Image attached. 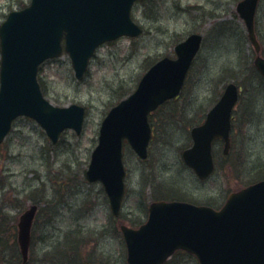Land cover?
I'll return each instance as SVG.
<instances>
[{"label": "rangeland", "instance_id": "obj_1", "mask_svg": "<svg viewBox=\"0 0 264 264\" xmlns=\"http://www.w3.org/2000/svg\"><path fill=\"white\" fill-rule=\"evenodd\" d=\"M240 1L143 0L131 12L141 35L102 45L81 82L67 55L40 67L44 97L57 107H84L86 119L80 135L67 130L56 145L33 120L14 122L0 147V264H20L17 223L30 205L38 213L28 264H126L120 227L144 223L152 200L182 196L219 209L232 192L264 179V81L253 66L256 53L236 13ZM261 2L255 33L264 57ZM29 3L0 0V24ZM193 33L202 37L201 48L180 96L150 116L154 137L147 160L140 161L124 146L126 193L120 216L114 218L101 184H89L84 176L100 123L152 64L174 58V47ZM228 83L240 89L231 146L227 156L222 145L214 146L216 168L202 182L184 166L181 152L191 146L190 129L203 122ZM167 264L198 262L180 252Z\"/></svg>", "mask_w": 264, "mask_h": 264}, {"label": "water", "instance_id": "obj_2", "mask_svg": "<svg viewBox=\"0 0 264 264\" xmlns=\"http://www.w3.org/2000/svg\"><path fill=\"white\" fill-rule=\"evenodd\" d=\"M135 1L31 0L29 7L7 16L0 26V142L19 116L35 120L53 143L65 129L81 132L84 108H58L46 101L36 79L38 66L64 49L75 78L81 80L99 45L140 34L130 18ZM257 2H240L237 12L258 52L253 30ZM200 43L201 36L192 34L178 44L176 59L163 58L152 66L133 94L112 108L101 123L85 176L88 182L102 183L114 215L124 194L123 141L138 157L146 158L151 136L148 115L180 93ZM255 66L264 77V59L257 57ZM237 99V87L227 85L205 122L191 130L193 145L183 151L182 159L202 180L214 168L213 140L223 139L227 153L230 114ZM149 211L148 222L138 230L121 229L128 264H163L175 250L195 255L199 264H264V181L231 194L220 211L178 202L156 203ZM35 212L36 207H30L18 223L22 264L28 259Z\"/></svg>", "mask_w": 264, "mask_h": 264}, {"label": "bare ground", "instance_id": "obj_3", "mask_svg": "<svg viewBox=\"0 0 264 264\" xmlns=\"http://www.w3.org/2000/svg\"><path fill=\"white\" fill-rule=\"evenodd\" d=\"M182 89H183V87H181V89H180V94L182 93ZM18 118V117H17ZM10 132L11 131H9L8 132V134L5 136V138H7V136L10 134ZM64 133V131H62L60 134H59V136H58V138H57V141L55 142V143H53L52 141L50 142L52 145H56V144H58V142H59V140H60V136L62 135ZM3 142H4V138H3V140H2ZM67 225H71V223H68ZM60 240V239H59ZM57 241H58V239H57ZM56 247H58V246H56ZM13 252H15V250L13 251ZM12 252V253H13Z\"/></svg>", "mask_w": 264, "mask_h": 264}, {"label": "flooded vegetation", "instance_id": "obj_4", "mask_svg": "<svg viewBox=\"0 0 264 264\" xmlns=\"http://www.w3.org/2000/svg\"><path fill=\"white\" fill-rule=\"evenodd\" d=\"M259 1H263V0H259ZM261 4H262V2H260V3L258 4L257 10H256V14H255V21H256V19H257V16H258V13H259V10H260V7H261ZM37 213H38V211H37ZM36 215H37V214H36Z\"/></svg>", "mask_w": 264, "mask_h": 264}]
</instances>
